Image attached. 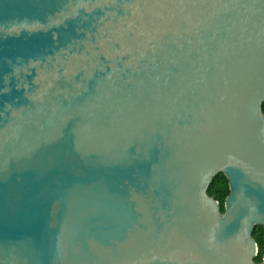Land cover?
<instances>
[{"label":"water","instance_id":"1","mask_svg":"<svg viewBox=\"0 0 264 264\" xmlns=\"http://www.w3.org/2000/svg\"><path fill=\"white\" fill-rule=\"evenodd\" d=\"M263 103L264 0H0V264H264Z\"/></svg>","mask_w":264,"mask_h":264},{"label":"trees","instance_id":"2","mask_svg":"<svg viewBox=\"0 0 264 264\" xmlns=\"http://www.w3.org/2000/svg\"><path fill=\"white\" fill-rule=\"evenodd\" d=\"M264 111V103H263ZM231 193L229 179L224 172L219 173L213 179L210 188L209 195L220 202L222 212H225V202L229 194ZM253 237L257 241L258 254L255 257L256 263H260L264 258V226L258 224L253 231Z\"/></svg>","mask_w":264,"mask_h":264}]
</instances>
